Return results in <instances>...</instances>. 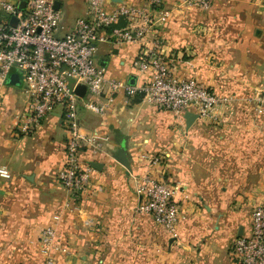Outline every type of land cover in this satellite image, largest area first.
Listing matches in <instances>:
<instances>
[{"label": "crops", "instance_id": "1", "mask_svg": "<svg viewBox=\"0 0 264 264\" xmlns=\"http://www.w3.org/2000/svg\"><path fill=\"white\" fill-rule=\"evenodd\" d=\"M146 1L108 0L106 8ZM177 1L164 0L171 7ZM59 2L63 35L85 15L88 0ZM159 34L174 72L219 96L222 122L197 117L189 126L186 114L195 110L177 115L123 91L104 114L80 103L81 131L97 135L101 147L83 149L82 159L99 167L91 191L74 196L57 179L67 140L62 108L22 132L16 115L26 98L21 84H7L0 97V166L12 178L0 177V264H43L40 235L51 225L66 250L56 252L54 264H234L230 246L250 232L251 210L264 197V110L248 102L264 75V0H212L207 10H176ZM143 46L101 43L96 58L109 76L142 82L151 75L136 74ZM123 146L129 170L113 157ZM146 174L180 187L176 235L137 211L136 187ZM88 219L94 224L86 225Z\"/></svg>", "mask_w": 264, "mask_h": 264}, {"label": "built area", "instance_id": "2", "mask_svg": "<svg viewBox=\"0 0 264 264\" xmlns=\"http://www.w3.org/2000/svg\"><path fill=\"white\" fill-rule=\"evenodd\" d=\"M58 1L0 0V97L11 72H18L26 106L16 120L18 129L25 133L36 129L57 107L62 108L67 140L57 179L74 196L91 191L94 167L82 159L83 149L101 147L97 135L81 131L80 103L104 114L107 103L123 91L127 98L140 95L147 103L177 115L193 109L204 121L222 122L219 96L195 77H181L174 72L161 52L159 34V28L174 11L207 10L212 0H178L172 7L164 0H147L145 5L121 3L112 10L106 8L108 0H88L85 15L78 17L63 35L59 33L64 26L61 11L56 8ZM120 20L127 21V26L117 27ZM109 41L144 44L134 65L137 75L150 72V78L131 83L109 76L96 58L98 46ZM81 84L86 86L87 94L104 97L107 102L97 103L77 94ZM253 101L264 110V75L255 95L248 98V102ZM0 177L12 178L7 166H0ZM136 191L141 198L137 211L152 215L176 235L183 218L175 198L180 187L146 174L139 178ZM54 219L58 222L60 216ZM85 223L92 225L94 220ZM40 241L43 264H54L56 252L66 251L59 243L56 225L45 227ZM230 253L234 264H264V197L251 210L250 232L233 240Z\"/></svg>", "mask_w": 264, "mask_h": 264}, {"label": "water", "instance_id": "3", "mask_svg": "<svg viewBox=\"0 0 264 264\" xmlns=\"http://www.w3.org/2000/svg\"><path fill=\"white\" fill-rule=\"evenodd\" d=\"M24 4H25V2L22 3V6H24ZM59 7H60V2L58 1L56 3V8L59 9ZM13 22L15 23V18H14ZM129 82L134 83V81H132V80H130ZM7 83L11 84V85H20L21 84L20 74L16 71H12L8 80H7ZM86 90H87L86 86L81 84L76 88V93L83 97L86 94ZM197 117H199L198 114H193L191 112H187V114H186V118L188 120L187 124L190 126L193 119L197 118ZM113 157L118 162H120L122 165H124L128 170L130 169V161H129L128 156H127V150L124 146L120 147L117 150V152L114 154ZM91 164L95 168L99 167V164L96 162H92Z\"/></svg>", "mask_w": 264, "mask_h": 264}]
</instances>
